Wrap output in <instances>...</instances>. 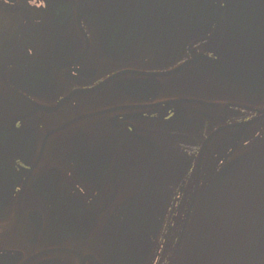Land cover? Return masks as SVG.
Segmentation results:
<instances>
[{"label":"flooded vegetation","instance_id":"flooded-vegetation-1","mask_svg":"<svg viewBox=\"0 0 264 264\" xmlns=\"http://www.w3.org/2000/svg\"><path fill=\"white\" fill-rule=\"evenodd\" d=\"M263 98L264 0H0V264H178Z\"/></svg>","mask_w":264,"mask_h":264},{"label":"water","instance_id":"water-1","mask_svg":"<svg viewBox=\"0 0 264 264\" xmlns=\"http://www.w3.org/2000/svg\"><path fill=\"white\" fill-rule=\"evenodd\" d=\"M181 69L173 70L165 75L177 73ZM263 117L261 116L259 119H263ZM256 121L254 120V122ZM261 154H264V143L240 159L242 168L248 162L252 179L231 181L229 190L225 191V193L230 194L233 191H240L239 203L233 194L230 195L229 206H227V201L221 208L217 207L209 212L205 210L207 207L202 205L204 202H201L202 206L195 208L194 218L187 229V224H189L192 214H190V208L178 246V252L179 250L182 252V255L179 254L178 264H209L211 262L255 264L261 261L262 258L264 259V206H261V209L259 208L260 202L264 198V158L261 157L260 159ZM256 157H259L257 161ZM259 162L263 163L260 169L255 167V164H259ZM219 182L220 180L208 182L211 189L214 187L212 192L216 191V189L218 191V187L219 191L222 190L221 187L224 186V182ZM199 183L200 178L198 179L197 187ZM220 184H222L221 187ZM248 192L255 196L248 195ZM238 216H245V218H239ZM237 221H240L238 225ZM232 222H234V226H227V224ZM255 222H258L257 227H255ZM194 226L195 232H193ZM202 228L206 229L204 234H202ZM220 229L225 230V232L215 234ZM188 230H190L192 235L188 234ZM227 230H233L230 238H225L228 235ZM188 235L191 237V250H187ZM192 236H194L193 239ZM190 254L192 255L189 258Z\"/></svg>","mask_w":264,"mask_h":264},{"label":"rangeland","instance_id":"rangeland-1","mask_svg":"<svg viewBox=\"0 0 264 264\" xmlns=\"http://www.w3.org/2000/svg\"><path fill=\"white\" fill-rule=\"evenodd\" d=\"M254 103H258L259 105H262L264 106V98L263 99H260ZM245 135V138L241 141V145H240V149L243 151V150H247V149H250L251 147L253 146H258L260 144H263L264 143V120H262L261 122H258L257 124H255L254 126H252L249 130H247L246 132H244ZM247 136V137H246ZM211 172H214V170H212ZM220 180V177H217L213 180H205V182L203 181L204 183V186L202 187V189L200 190L199 194H198V198H197V201L196 203L199 204V200L200 198L202 197H206L208 196V198H210L209 202L208 203H205L204 205L207 207L205 210L207 211H211L215 205V203L213 202V197H212V190L213 188L211 189L210 188V183L208 184V182H213V181H219ZM220 183V182H219ZM217 184V183H216ZM215 184V185H216ZM219 185V184H218ZM217 191V189H216ZM218 191H219V187H218ZM216 194H218V192H216ZM194 212H195V209L191 215V219H190V223L189 225H191L192 223V219L194 218ZM185 216V213H182L181 215V218H180V221L177 222V232H178V236L180 234V231H181V228H182V224H183V218ZM196 224V223H195ZM203 226V225H202ZM206 226V225H204ZM201 228V227H199ZM206 230V229H205ZM205 230L204 228H202V234L205 233ZM193 232H195V226H194V230ZM188 234H191L190 232H188ZM192 235V234H191ZM188 240L189 242L187 243V250H191L190 249V246L192 245V243H190V235H188ZM194 238V236H192V239ZM194 241V240H193ZM186 250V249H185ZM186 252V251H185ZM193 253V252H192ZM192 254H190V256H188L189 258L191 257ZM188 258V259H189ZM209 264H223V263H215V262H211ZM226 264H242V263H239V262H230V263H226ZM255 264H264V260L262 261H258L257 263Z\"/></svg>","mask_w":264,"mask_h":264},{"label":"bare ground","instance_id":"bare-ground-1","mask_svg":"<svg viewBox=\"0 0 264 264\" xmlns=\"http://www.w3.org/2000/svg\"><path fill=\"white\" fill-rule=\"evenodd\" d=\"M246 135V134H245ZM247 137V136H246ZM259 146V145H258Z\"/></svg>","mask_w":264,"mask_h":264}]
</instances>
